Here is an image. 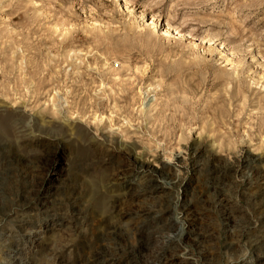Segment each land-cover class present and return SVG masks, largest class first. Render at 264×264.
Masks as SVG:
<instances>
[{"label":"rangeland","instance_id":"obj_1","mask_svg":"<svg viewBox=\"0 0 264 264\" xmlns=\"http://www.w3.org/2000/svg\"><path fill=\"white\" fill-rule=\"evenodd\" d=\"M0 264H264V0H0Z\"/></svg>","mask_w":264,"mask_h":264}]
</instances>
